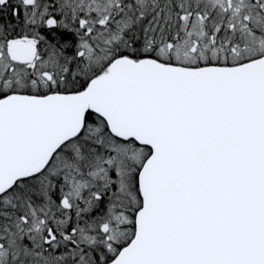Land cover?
<instances>
[{"label": "snow or ice", "instance_id": "obj_1", "mask_svg": "<svg viewBox=\"0 0 264 264\" xmlns=\"http://www.w3.org/2000/svg\"><path fill=\"white\" fill-rule=\"evenodd\" d=\"M0 264H264V0H0Z\"/></svg>", "mask_w": 264, "mask_h": 264}]
</instances>
